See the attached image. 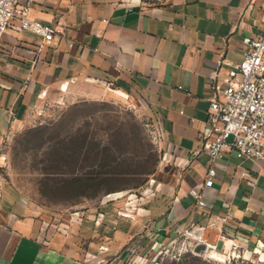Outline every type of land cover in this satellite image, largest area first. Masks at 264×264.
Here are the masks:
<instances>
[{
    "label": "crops",
    "instance_id": "crops-1",
    "mask_svg": "<svg viewBox=\"0 0 264 264\" xmlns=\"http://www.w3.org/2000/svg\"><path fill=\"white\" fill-rule=\"evenodd\" d=\"M31 14L60 32L50 45L27 30L3 36L0 161L6 136L36 107L98 95V83L143 99L165 138L156 171L99 210L40 216L0 179V264H146L157 243L193 224L264 264V161L225 152L207 206L191 194L209 168L201 148L211 76L221 60L240 63L244 38L263 33L264 0H43Z\"/></svg>",
    "mask_w": 264,
    "mask_h": 264
},
{
    "label": "rangeland",
    "instance_id": "rangeland-1",
    "mask_svg": "<svg viewBox=\"0 0 264 264\" xmlns=\"http://www.w3.org/2000/svg\"><path fill=\"white\" fill-rule=\"evenodd\" d=\"M98 86L103 93L36 107L4 140L0 179L40 216L96 210L108 194L138 185L158 167L161 152L145 101ZM199 235L183 232L157 243L146 264H251L239 252L214 260Z\"/></svg>",
    "mask_w": 264,
    "mask_h": 264
},
{
    "label": "built area",
    "instance_id": "built-area-1",
    "mask_svg": "<svg viewBox=\"0 0 264 264\" xmlns=\"http://www.w3.org/2000/svg\"><path fill=\"white\" fill-rule=\"evenodd\" d=\"M42 1L0 0V45L5 32L10 28L39 34L45 45L53 43L60 32L58 26L42 22L31 14L33 5ZM244 43L243 60L238 64L221 60L211 76L212 95L201 148L208 155L209 168L204 183L191 189L198 208L207 206L204 191L213 184L216 163L225 152L234 150L240 159L264 161V24L261 35L246 37ZM223 62L230 65L225 73L221 71ZM150 132L158 145L165 138L160 125L155 121L151 123ZM126 212L120 213L128 215ZM103 217L104 213L99 212L96 223H100ZM204 229V226L196 228L193 224L183 232L200 233L202 239ZM203 241L206 245L205 254L213 259H223L217 256L218 253L228 259L234 255L223 245ZM100 250L105 251L107 248L101 246Z\"/></svg>",
    "mask_w": 264,
    "mask_h": 264
},
{
    "label": "bare ground",
    "instance_id": "bare-ground-1",
    "mask_svg": "<svg viewBox=\"0 0 264 264\" xmlns=\"http://www.w3.org/2000/svg\"><path fill=\"white\" fill-rule=\"evenodd\" d=\"M195 237H198V234L197 233H194ZM223 248H225L227 251H230V252H233L234 255H236V251L235 250H232L233 248L231 247V244H227V242L223 245ZM213 251L211 252V254L213 255ZM217 256H220V257H223V254H217ZM232 256V255H231ZM239 256H240V253H239ZM236 257V256H235ZM215 260V259H214Z\"/></svg>",
    "mask_w": 264,
    "mask_h": 264
}]
</instances>
